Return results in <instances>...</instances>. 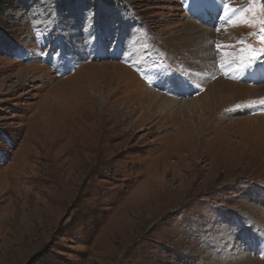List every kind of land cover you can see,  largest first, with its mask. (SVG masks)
I'll list each match as a JSON object with an SVG mask.
<instances>
[{
	"label": "rangeland",
	"instance_id": "1",
	"mask_svg": "<svg viewBox=\"0 0 264 264\" xmlns=\"http://www.w3.org/2000/svg\"><path fill=\"white\" fill-rule=\"evenodd\" d=\"M212 4L0 0V264H264V70L235 79L264 66V0H228L250 27L223 22V6L202 21ZM79 21L96 38L76 60L64 32ZM187 21L209 33L200 47ZM128 24L155 67L127 58ZM167 67L197 79L179 100L198 111L162 113L146 95Z\"/></svg>",
	"mask_w": 264,
	"mask_h": 264
},
{
	"label": "bare ground",
	"instance_id": "2",
	"mask_svg": "<svg viewBox=\"0 0 264 264\" xmlns=\"http://www.w3.org/2000/svg\"><path fill=\"white\" fill-rule=\"evenodd\" d=\"M212 5H213V10H215V12H217L218 8L215 7L214 4H212ZM80 22L81 21L75 23L76 27L77 26H80V27L78 28V30L74 31L73 34H71V32H69V33L64 32V36L65 35L70 36L73 41L80 40L79 45H76L74 43V45H76V48L74 47V48H72V50L67 48L69 53H71V54L74 53L73 58H75L76 60L80 59V57H82V55H83L82 44L83 43L86 44V42H90V41H92V39L96 38V37L93 38V36L91 34H88L89 31L87 29L86 24L80 23ZM191 23H192L191 21H187L185 23V25L187 26L186 31H188L190 34L189 36H187V44L195 45V43H197V45H199V47H200L201 44L203 42H205L204 38L207 37V34H209V33L205 32V29H201L203 31H200V33H199L200 28H198L195 24L191 25ZM130 28H132V24H128L127 30H124V34L127 36V39H125V40H126V42H128V44L130 46V51L127 54V58L132 60V61H135L137 64L141 65L142 68L155 67V65L157 63V58H156V56H154V53H153L154 49H152L147 44L146 38H144L145 39L144 40L143 37L139 33H137V31L131 33L129 31ZM203 35H205V36L203 37ZM110 36L114 38L113 33ZM203 50L199 51V53H195V56H198L196 58V60L199 59L197 61V63L199 64V62L202 61L199 64V70H201V71L203 70V67H204L203 64L209 62V60L211 59V56H212L210 52L203 51ZM151 57H155V59H153V58L151 59ZM199 57H201V58H199ZM127 61L123 60L121 62L123 64H125V63H127ZM260 64H257L256 66L258 67L257 73H260V75H261V73H263L264 66H260ZM100 65H103V64H100ZM130 66L133 67L132 65H130ZM207 69L210 70L209 68H207ZM125 70L127 72H129L127 69H125ZM245 70L246 69L244 67L241 72H243ZM249 70H246L245 72H250ZM245 72L242 75H245ZM191 75H193V74L188 73V74H185V76H183V75H181V73L179 71H177V70L175 71V70L171 69L170 67H167V69L163 70V74H160V76H159L160 78L157 77V79H156L157 82L155 84L152 83L150 85L151 86L150 88H152V89H150L146 95H150V97L153 98L152 99L153 102L158 104L159 111L162 113L168 111L169 113L174 114L175 111L183 110L186 112H191V114H192V112H196L199 110L202 103H199L198 99H184L183 101H180L181 98L186 97L188 92L191 90V88H189L188 82L185 81ZM188 79L191 81L190 83H192V84L194 82H198L195 77H191ZM192 81H194V82H192ZM204 81H205L204 79L199 78V84H202ZM204 84H206V82ZM236 85L237 84L231 83V82H225L224 84L223 83L219 84L218 82H216V83L211 85V88L215 91H218L220 94H225L226 90L229 94H231V92L234 91V89L232 87H237ZM159 89L165 90L167 96L170 98L163 95L162 94L163 92H160ZM253 90L254 91H260V93H257V94H260V95L264 94V92L261 93V91L264 90V87H262V88L261 87H255V88H253ZM235 94H236V92L234 91L233 95H235ZM200 96L205 97L206 93L199 95V97ZM261 101H264V100H261ZM252 102H249V103H252ZM254 102H256L255 104H258L259 106H264V103L261 102V104H260L259 100L254 101ZM255 106H257V105H255Z\"/></svg>",
	"mask_w": 264,
	"mask_h": 264
},
{
	"label": "snow or ice",
	"instance_id": "3",
	"mask_svg": "<svg viewBox=\"0 0 264 264\" xmlns=\"http://www.w3.org/2000/svg\"><path fill=\"white\" fill-rule=\"evenodd\" d=\"M216 2H217V6H218V13H219V8L221 6H223L225 13H227V14H223L222 15L223 22L231 23L232 26H234V27L241 26V25H243L245 27L253 26L251 23H249L247 21L246 18L243 19V20H240V21H236V22H233V21L230 20L231 12L227 8L228 0H216ZM201 3H202V0H191V6L193 7V9H195L196 7H198ZM217 19H221V14H218ZM253 19H255V18H253ZM260 28H261V31L255 33V35H257V36L260 37V42L261 43H264V19H262V21H261ZM241 43H243V41H241ZM215 47H216L217 51L220 52V54L222 56L231 55V53H228L226 51L221 52V48L222 47H230V46H221L220 44H216ZM251 50L252 51H256L255 48H252ZM244 51L245 50H242V53L241 54H243ZM262 55H264V50H262ZM249 59L251 61L253 58H249ZM221 67H230V65L229 64H223V65H221ZM244 67L251 68V67H253V63L252 62H249V63L245 64ZM261 102L264 103V101H261Z\"/></svg>",
	"mask_w": 264,
	"mask_h": 264
}]
</instances>
